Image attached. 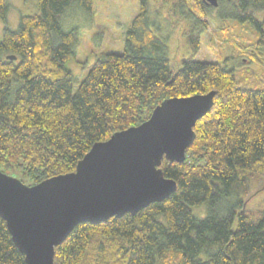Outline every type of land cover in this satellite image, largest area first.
<instances>
[{
  "label": "trees",
  "instance_id": "trees-1",
  "mask_svg": "<svg viewBox=\"0 0 264 264\" xmlns=\"http://www.w3.org/2000/svg\"><path fill=\"white\" fill-rule=\"evenodd\" d=\"M137 1L124 52L98 60L77 91L67 64L78 32L62 21L73 8L92 13L93 0H38V14L4 30L0 170L22 167L34 185L72 173L94 144L140 125L164 100L216 91L186 161H163L177 191L136 215L79 224L56 247L55 264H264V203L248 206L264 182V90L239 86L225 64L187 58L174 69L166 40L151 28L152 0ZM194 1L205 16L228 6L223 18L250 23L264 45V0H219L217 8ZM10 10L0 0L5 22ZM188 40L200 49V32ZM204 205L207 215L198 218L193 208ZM0 264H26L1 217Z\"/></svg>",
  "mask_w": 264,
  "mask_h": 264
},
{
  "label": "water",
  "instance_id": "water-1",
  "mask_svg": "<svg viewBox=\"0 0 264 264\" xmlns=\"http://www.w3.org/2000/svg\"><path fill=\"white\" fill-rule=\"evenodd\" d=\"M203 1L219 7V0ZM216 94L164 100L140 125L94 144L72 173L29 186L0 170V217L26 264H55L56 247L79 224L136 215L170 198L178 186L165 177L163 161H186Z\"/></svg>",
  "mask_w": 264,
  "mask_h": 264
},
{
  "label": "rangeland",
  "instance_id": "rangeland-1",
  "mask_svg": "<svg viewBox=\"0 0 264 264\" xmlns=\"http://www.w3.org/2000/svg\"><path fill=\"white\" fill-rule=\"evenodd\" d=\"M11 10L5 22L0 17V36L6 28L16 31L22 16L39 13L38 0H7ZM92 13L73 8L63 17L66 31L77 30L76 58L67 64L72 72L77 91L94 64L108 53H123L125 35L133 20L140 13L137 0H93ZM150 20L154 33L166 40L172 67L177 69L183 59L193 58L199 62L225 64L234 70L239 86L264 90V45L260 35L250 23L224 19L229 15L223 5L209 12L208 16L194 0H152ZM211 7V6H210ZM197 18L202 24H197ZM261 14L259 15V18ZM201 23V22H200ZM200 32V49L195 51L188 38ZM32 186L33 181L23 175L22 167L1 169ZM249 208L264 203V182L252 192ZM200 209H205L201 212ZM198 218L207 215V207L193 208Z\"/></svg>",
  "mask_w": 264,
  "mask_h": 264
},
{
  "label": "flooded vegetation",
  "instance_id": "flooded-vegetation-1",
  "mask_svg": "<svg viewBox=\"0 0 264 264\" xmlns=\"http://www.w3.org/2000/svg\"><path fill=\"white\" fill-rule=\"evenodd\" d=\"M229 1H232V0H229ZM204 2V1H203ZM205 3V2H204ZM206 4V3H205ZM207 5V4H206Z\"/></svg>",
  "mask_w": 264,
  "mask_h": 264
}]
</instances>
